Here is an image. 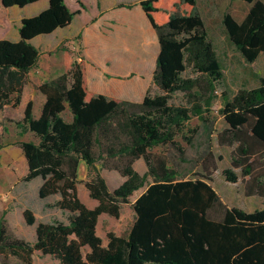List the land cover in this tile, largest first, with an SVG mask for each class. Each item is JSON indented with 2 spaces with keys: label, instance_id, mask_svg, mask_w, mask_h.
<instances>
[{
  "label": "trees",
  "instance_id": "obj_1",
  "mask_svg": "<svg viewBox=\"0 0 264 264\" xmlns=\"http://www.w3.org/2000/svg\"><path fill=\"white\" fill-rule=\"evenodd\" d=\"M38 1L0 0V7L24 8ZM241 1L251 5L245 18L237 22L226 14L222 22L234 49L253 63L264 52V2ZM138 6L158 41L151 85L141 101L92 93L86 72L90 62L80 56L59 77L39 86L45 97L40 113L33 114L29 101L15 122L21 135L30 132L36 138L18 143L28 169L22 180L41 178L38 198L59 195L53 206L68 214V222H39L35 241L29 243L13 236L1 216L2 264L10 258L32 264L35 253L58 264H264V209L246 212L225 205L209 183L214 166L204 168L199 178L179 179L175 159L151 152L173 147L185 161L176 137L194 144L193 137L184 135L186 130L198 134V129H186L192 117L202 121L207 140L214 130L204 114L210 112L224 74L196 0H141ZM82 14L71 11L66 0H48L45 10L21 20L19 41L0 39V125L5 107L20 105L28 75L39 62L32 41L68 27ZM258 81L251 89L224 92L220 112L226 127L217 138L221 145L234 146L231 168L223 170L226 181L236 183L232 169H240L247 178L246 196L264 197V77ZM66 108L70 121L63 118ZM207 155L209 160L210 151ZM140 159L146 166L143 174L134 169ZM256 161L261 168L254 176ZM81 162L90 180L78 179ZM102 169L117 172L122 181L109 182ZM80 183L95 201L93 208L80 200ZM124 205L133 210L132 222L122 234L108 231L104 243L97 235L100 216L119 218ZM22 216L26 225L35 224L31 210Z\"/></svg>",
  "mask_w": 264,
  "mask_h": 264
},
{
  "label": "rangeland",
  "instance_id": "obj_2",
  "mask_svg": "<svg viewBox=\"0 0 264 264\" xmlns=\"http://www.w3.org/2000/svg\"><path fill=\"white\" fill-rule=\"evenodd\" d=\"M139 1L141 0H66L71 11L81 10L84 14L76 16L69 28L59 29V32L51 36H42L33 41L40 52L39 62L28 75L27 83L22 89L20 105L15 109L6 106L0 125V217L4 216L13 236L33 243L35 228L39 222H68V214L53 206L60 198L59 195L44 200L38 198L41 178H35L30 182L22 180L28 169L18 143L36 141V138L30 132L21 135L15 122L22 119L25 106L29 101L33 104V114L37 116L40 113L45 97L39 91V86L45 81L59 77L69 68L71 62L77 61L80 56H85L92 65L98 67L99 71L93 77L95 81L90 84L92 90L96 92L110 94L120 89L122 91L123 84L133 76L151 78L158 41L138 6ZM260 1L264 2V0ZM121 5L124 7L131 5V8L127 9ZM250 6L241 0H196L197 13L204 22L208 39L222 64L224 74L217 87L211 110L204 114L212 122L214 130L210 139L207 140L202 121L192 117L186 129H198V134L194 137L186 130L184 135L193 137L194 144L189 146L182 135L176 137V141L185 151V161L179 158L173 147L159 146L151 151L154 155H164L169 159H175L174 167L179 179L199 178L204 174V168L211 169L214 166L213 179L209 183L222 202L228 207L239 208L246 212L264 209V197L246 196L247 178L242 177L240 169H232L238 176L236 183L226 181L223 170L231 168L234 146L221 145L217 134L226 127L220 112L223 108L224 92L231 95L240 88H254L259 84L258 79L264 77V52L260 53L255 62L246 63L229 42L222 22L226 14L231 15L237 22H241ZM40 9V7L32 6L30 10H25L23 13L33 15ZM16 22V19L8 12L0 14V36H6L10 28L14 33ZM92 75L90 73V77ZM155 92L153 88L152 93ZM63 118L67 121L71 120V114L67 108ZM208 150L212 155L209 160L207 159ZM255 168L254 176H257L261 168L259 161L255 162ZM134 169L140 174L146 172L144 161L137 160L134 163ZM101 171V175L115 185L122 181L115 171L106 169ZM91 178L92 176L88 175L85 165L81 162L78 168V179L87 181ZM262 180L264 181V178ZM143 190L135 192L130 201L132 202ZM78 194L87 207L95 206V201L90 199L82 183L78 184ZM25 209L31 210L35 217V224L32 226L24 222L22 213ZM132 220V208L124 205L119 218L100 216L97 235L106 243L108 231L117 235L122 234ZM32 259V264H58L56 260L40 253H35ZM0 264H2L1 259ZM8 264L22 263L16 258H10Z\"/></svg>",
  "mask_w": 264,
  "mask_h": 264
},
{
  "label": "crops",
  "instance_id": "obj_3",
  "mask_svg": "<svg viewBox=\"0 0 264 264\" xmlns=\"http://www.w3.org/2000/svg\"><path fill=\"white\" fill-rule=\"evenodd\" d=\"M32 6L33 7H40L41 9H40L39 12H37L36 14H33V15H26V14L23 13V11H25V10H30V8ZM47 7H48V0H41V1H38L36 3L29 4V5L25 6L24 8L11 7V8H8V9L4 10V9H2L0 7V14L8 12V14H10V16H13V18L16 19V21H17L16 22L17 24L15 26V29H16L15 32L12 33L11 28H10V32L7 33L6 36H0V39H6V40H9V41H12V42L19 41L20 40V36H19V33H18V29H19V27L21 25V20L24 19V18H30V17L36 16L40 12L45 10ZM74 19L72 20L71 24L73 23ZM11 25H12V23H11ZM69 26L64 28V29L69 28ZM56 32H59V29L54 31L52 34H54ZM52 34L46 35V37L51 36ZM40 37H42V36H40ZM40 37H37L34 40H36V39H38ZM33 41H32V43H33ZM98 71H99L98 67L96 65H92L91 62L86 67V72H87V76H88L89 90L92 93H94V94H104V95H106V96H108L110 98L127 99V100H130V101L139 102V101L142 100L146 90L151 85V78L133 76L131 79L127 80L123 84L124 86L122 88V91L120 89L118 92L110 93V94L106 93V92H96V91L92 90L90 84L94 83L95 80H94L93 77H94L95 74H97L96 72H98ZM90 73L93 74L92 77H90Z\"/></svg>",
  "mask_w": 264,
  "mask_h": 264
}]
</instances>
